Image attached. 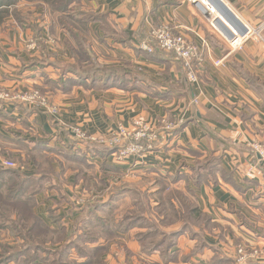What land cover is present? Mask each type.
<instances>
[{"label": "crops", "instance_id": "1", "mask_svg": "<svg viewBox=\"0 0 264 264\" xmlns=\"http://www.w3.org/2000/svg\"><path fill=\"white\" fill-rule=\"evenodd\" d=\"M223 1L247 25L249 34L261 28L264 0ZM1 5L7 13L0 18V88H38L58 111L16 103L2 107L0 153L23 156L26 147L59 160L57 151L66 150L71 161L79 160L77 152L87 164L96 165L100 154L86 142L104 146L76 139L72 128L105 138L119 126L133 129L138 120L157 126L173 121L179 124L178 131L164 135L155 152L116 165L125 171L181 175L179 186L193 191L197 207L215 225L202 235L207 246L197 252L192 253L198 237L179 234L169 250L178 259L168 264H236L234 252L226 249L234 239L261 247L260 260L251 257L248 264H264V168L250 148L254 141L264 145V40L253 43L249 36L234 47L221 31L215 28L226 41L215 33L190 0H68L63 10L55 8L53 0H0ZM208 5L214 11L210 22L220 19L228 27ZM159 26L182 32L196 45L201 60L192 61L195 81L188 78L179 58L140 48L150 30ZM30 39L36 47L28 51ZM90 60L107 67L129 64L140 79L131 82L130 76L126 86L106 89L63 84L74 76L66 65ZM60 77L63 83L58 82ZM103 157L106 164L111 162V155ZM197 162L209 163L210 176L198 185L192 182ZM29 170L24 173L30 175ZM42 187L35 195V210L49 224L47 210L57 209L61 216L65 205L57 201L52 184ZM131 236L126 237L132 252L128 255L162 264L158 254L139 253ZM122 253L110 247L107 264L129 263L130 257L124 261Z\"/></svg>", "mask_w": 264, "mask_h": 264}, {"label": "rangeland", "instance_id": "2", "mask_svg": "<svg viewBox=\"0 0 264 264\" xmlns=\"http://www.w3.org/2000/svg\"><path fill=\"white\" fill-rule=\"evenodd\" d=\"M206 22L211 26L207 20ZM211 28L214 29L219 37L226 41L214 27L211 26ZM249 36H252L250 40L252 39L253 43L256 40H264V22L259 30H252V34L250 32ZM34 47H36L34 39H30L25 45L28 51H31ZM30 90H37L40 96L44 97L46 102H48V98L38 88L27 90L0 88V93L8 92L10 94L8 99L0 101V109L13 103L33 108L42 107L37 102L28 103L22 100ZM57 111L58 109H56L55 113ZM50 112L53 113L51 110ZM151 124H154V122ZM157 130L158 139L154 143L155 149L143 153L138 158L143 157L144 154L155 152L156 148L159 147L164 137L163 126H157ZM164 131L166 132L165 134L168 133L165 129ZM93 138V140L86 139V141H96L101 145L99 138ZM102 146L107 147L105 145ZM107 148L112 149V152L109 153L111 162L106 164L104 157L100 155L97 159H101V162L94 165L87 164L85 158H82L83 156H80L77 152L75 156L79 160L71 161L68 159L65 155L66 150L63 152L57 151L59 160H54L51 156L47 157V154L42 152H39V154L33 153L32 150L24 147L23 156L20 153H17L14 157L0 153V168L9 171L12 176L6 182V185L19 183L21 176L14 177L12 174L18 171L32 170V173L28 176L32 178L29 180V185L36 187V191L30 194L34 204H36L35 195L41 191V185H43L42 189L50 187V184L54 186L57 201H60L65 207L61 216H59L57 209H48L46 215L50 223H44L57 231L52 233L50 229L45 231L39 227L34 234L39 237L37 242L44 241V246L59 249L67 246V244L69 245L66 247L69 248L66 249L61 258L57 256L59 261H55L56 263L82 264L90 259L92 260L93 257L95 261L98 258L102 264H107L106 256L110 252V247H116L121 252L123 251L122 254L126 257V259L123 258L124 261H127L128 256L130 257L127 264H152L151 262L147 263L148 261L143 262L137 256L128 255L132 254L126 238L128 233H132L131 237L133 242L137 243L139 253H144L145 255L158 254L159 261L162 264L176 262L178 259L176 252H171L173 254L171 258L164 261L167 256L155 251L154 247L165 249L169 241H173L176 244L179 234L172 236V233L180 231L184 227L186 231L183 233H187L191 237L190 231L204 235L205 232H208L215 225L211 222H206V217L203 214L202 216L193 214L191 207L193 204L196 205L193 192L188 191L185 186H179L177 180L172 181L170 178L172 175L158 174L153 170H122L116 165H121L122 162L127 161L129 158L118 161L114 155L116 147ZM250 148L252 149L251 145ZM22 207H24L22 204L11 202L6 195L0 194V259L6 257L7 253L15 252L25 247L26 241L16 236L19 231L24 235V230H22L24 228L23 217L18 216V211ZM32 211L37 214L35 206L32 207ZM56 216L59 218L54 221L53 218ZM61 233H63V236L58 239ZM14 236L19 238L16 239ZM202 241L205 240L197 238L193 251L196 250L197 252L200 250ZM226 249L229 250L228 252L233 251L235 258L239 255L238 249H242L244 253L253 249L256 251L262 250L259 246L243 241L239 243L235 239L231 241L229 246H226ZM26 251L27 253L20 259L29 260L28 257L31 256L32 252ZM40 254L37 253L39 257ZM52 259H54V256ZM257 259L260 260V257H257ZM257 259L256 261H258ZM183 260H185L184 256L181 257V261ZM250 262H253L251 257L245 258V264ZM0 264H17V262L8 260Z\"/></svg>", "mask_w": 264, "mask_h": 264}, {"label": "trees", "instance_id": "3", "mask_svg": "<svg viewBox=\"0 0 264 264\" xmlns=\"http://www.w3.org/2000/svg\"><path fill=\"white\" fill-rule=\"evenodd\" d=\"M53 1L56 3L54 7L60 10L65 9L66 4L68 3V0H53ZM6 13H7V7H5L4 5H1L0 6V18L2 19ZM38 36L39 35L36 30L34 33V38L37 39ZM147 40H148L147 43L152 47V52L149 54H152L157 51L166 52L162 50L161 48H159L156 42L153 41L151 38ZM166 53L174 55L172 52L167 51ZM180 61L183 66V62L181 59ZM65 69L66 70L68 69L69 72L74 76L65 80L64 83H63V79L60 77L58 80L59 83H63V84H67L68 82L69 83H87L89 86H95L101 89H106L116 84L119 86H126V83H128V81L130 80L129 79L130 76H132L130 80L131 82H134L140 79L139 72L136 69H134L132 66H130L129 64H126L123 67H115V66L107 67V66H104L98 63L97 61L90 60V62L85 65H82L79 62L72 64V65H66ZM195 70H196V67H195ZM179 127H180L179 124H174L173 129H171L169 132L172 134H176ZM86 144H88L87 146L91 148L92 150H97V152L102 156L104 154H109L112 152L111 148L98 147L96 144H90L87 142ZM212 165H215V164H212ZM208 170H209L208 162H197L195 164V168L193 171L192 182L198 185L199 182L201 181L200 180L201 178L202 179L210 178V176L208 175ZM12 175H14V177H18V175L21 176L19 183L16 182L10 185H6L7 184L6 182H8V180L12 176L10 175L9 171H6L0 168V194L6 195L7 199L11 200V202H18L24 206L22 207V209L20 208V210L18 211V216L20 215L23 217L22 223H23L24 228L22 230H24V232L23 231L22 232L24 233V235L21 233V231H19L16 234V236L21 237L22 240H25L26 242H25L24 248L18 249L15 252L7 253L5 255L6 257H3L2 259H0V263H5L8 260L9 261L14 260L17 262V264L18 263L20 264H60V263L55 262L57 260L59 261V259H57V256L61 258L64 255L66 249L69 248V247L66 248L69 245L67 244V246L57 249V248H52L49 246H44L43 245L44 241L37 242V240H39L38 239L39 237L36 236L34 233L39 227L43 228L45 231H48L50 229L52 233L57 230L45 224L42 218L32 211V207H34L35 204L33 203V198L30 196V194H33L34 193L33 191H36L35 190L36 187L29 185V180L32 179L31 176H28L24 172H20V171ZM180 176L181 175H172L170 176V178L172 181H176L179 178H181ZM186 189L188 191L193 192L189 187H187ZM191 208H192L191 210L193 211L194 215L202 216L203 214L206 217V215L199 210L197 205L193 204ZM58 218L59 217L56 216L53 218V220L55 221ZM205 220L206 222H209L207 217ZM185 231L186 229L184 227L180 231L173 232L172 236H177L178 234H181ZM190 235L197 236V237L199 236L198 238H202V235L198 232L190 231ZM16 236H14L16 239L19 238ZM62 236H63V233L60 234L58 239H61ZM201 244H202V247L206 246L205 241H202ZM174 245H175V242L169 241L165 249H160L159 247L157 248L156 246H155L156 248L154 247V249L155 251H159L160 254L167 256V258L164 259V261H167L173 255L172 253L169 252V250ZM26 250H29L30 252H32L31 256L28 257L29 260L20 259L22 256L24 257L25 253H27ZM195 251L196 250L192 251V253ZM37 253H41L40 257L37 255ZM53 256H54V259H52ZM90 260L82 264H86V263L92 264L95 261V258L92 257V260L91 261ZM95 263L102 264L101 260L98 258H96Z\"/></svg>", "mask_w": 264, "mask_h": 264}, {"label": "built area", "instance_id": "4", "mask_svg": "<svg viewBox=\"0 0 264 264\" xmlns=\"http://www.w3.org/2000/svg\"><path fill=\"white\" fill-rule=\"evenodd\" d=\"M192 4L197 6V1L190 0ZM200 6V5H199ZM198 7V6H197ZM199 8V7H198ZM205 20H207L212 27L215 28L214 23L210 22L208 19L205 10V13L199 8ZM149 37L153 39L156 44L164 51L172 52L175 57L179 58L183 62V67L186 71V74L189 79L195 81L197 79L195 66L193 65V60H197L199 62L201 57L199 55L198 49L193 42L189 41L187 37L182 32H175L171 27L168 26H159L152 28L149 32ZM249 37V33L240 38L238 43H231L234 47L241 44L242 41ZM235 40V39H234ZM237 40V38H236ZM232 41V40H231ZM140 48L147 52H152V47L148 43H142ZM221 61H216V64ZM10 94L8 92L0 93V101L2 99H8ZM24 102L28 103H39L42 107H48L53 113L56 112V107L53 105H49L46 102L44 97H41L37 90H30L28 94L22 99ZM1 107V106H0ZM145 123L143 121H135L134 128L132 130H128L122 126H119L116 130L109 133L105 138H99V143L101 145H105L107 147H116V152L114 153L116 160L123 161L127 158H138L140 155L147 151H151L155 149V140L158 139V130L156 123ZM175 122L173 121H164L163 123V135H170L169 132L173 129ZM164 129L168 132L164 131ZM71 131L74 133V136L78 140L90 139L94 138L91 135H87L82 132L78 128H72ZM141 140V141H140ZM252 150L259 157V164L264 168V145L258 143L256 141L251 144ZM238 256L235 258L236 262L239 264L245 263V258L260 256V252L253 249L252 251L243 252L242 249H238Z\"/></svg>", "mask_w": 264, "mask_h": 264}, {"label": "water", "instance_id": "5", "mask_svg": "<svg viewBox=\"0 0 264 264\" xmlns=\"http://www.w3.org/2000/svg\"><path fill=\"white\" fill-rule=\"evenodd\" d=\"M208 3L216 10L218 15H220L228 23V27L220 22V19H215L214 26L218 31L227 37L229 40H234L238 37L242 38L246 36L250 29L247 25L238 17V15L231 9V7L225 3L223 0H207ZM197 6L205 13V9Z\"/></svg>", "mask_w": 264, "mask_h": 264}, {"label": "bare ground", "instance_id": "6", "mask_svg": "<svg viewBox=\"0 0 264 264\" xmlns=\"http://www.w3.org/2000/svg\"><path fill=\"white\" fill-rule=\"evenodd\" d=\"M197 1V3L200 5L201 4V6H202V3H206L205 2V0H195V2ZM202 8H204L203 6H202ZM205 10H206V15L208 16V18H210L211 19V16H213V13H214V11L209 7V5H208V3H207V7L206 8H204ZM240 40H239V37L237 38V40L235 39V40H232L231 41V43H238Z\"/></svg>", "mask_w": 264, "mask_h": 264}]
</instances>
